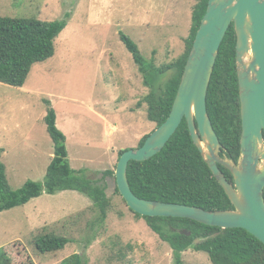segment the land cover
I'll return each instance as SVG.
<instances>
[{"label":"rangeland","instance_id":"374dc122","mask_svg":"<svg viewBox=\"0 0 264 264\" xmlns=\"http://www.w3.org/2000/svg\"><path fill=\"white\" fill-rule=\"evenodd\" d=\"M197 0H0V16L62 19L55 54L33 65L22 86L0 82V147L12 188L43 181L54 155L47 130L49 108L67 136L75 169L107 182L111 205L102 219L92 199L78 190H61L0 212V248L12 264H61L79 253L82 264H175L171 245L145 218L132 212L115 190L107 169H116L119 152L136 148L156 128L147 117L149 86L120 37L130 36L148 63L162 66L186 49ZM168 70L165 78L172 74ZM164 231L170 232L164 224ZM66 236L61 250L43 253L41 234ZM185 264H213L192 248Z\"/></svg>","mask_w":264,"mask_h":264},{"label":"trees","instance_id":"16d2710c","mask_svg":"<svg viewBox=\"0 0 264 264\" xmlns=\"http://www.w3.org/2000/svg\"><path fill=\"white\" fill-rule=\"evenodd\" d=\"M208 1L197 0L194 5L186 49L171 63L162 66L148 63L137 43L120 32L121 40L133 55L145 84L149 86L144 100L147 103V117L156 123V128L170 115ZM68 16L55 20L0 16V82L13 86L24 85L33 65L55 54V39L66 27ZM236 43V31L232 23L215 63L207 93V110L222 144L221 156L238 162L242 123ZM171 69L172 74L165 78ZM45 122L54 142V155L43 181L27 180L22 187L12 188L6 165L2 161L4 149L0 147V212L26 204L43 192L53 194L61 190H78L92 199L102 219L105 218L112 206L107 194V182L90 178L86 169L72 167L68 158L67 136L57 126L54 108H49ZM149 134L141 138L138 146L144 144ZM125 150H120L119 157ZM219 166L227 178L233 181L230 171L223 165ZM107 176L114 178L115 190L120 194L115 170H105L101 179ZM128 179L133 192L140 198L195 205L206 210L234 208L194 143L186 118L159 153L148 160L129 162ZM130 210L138 217L145 218L149 226L171 245L175 264H185L182 253L189 248L207 252L213 264H264V243L244 228H222L185 217L144 216ZM164 224L169 225L170 232L164 231ZM68 242L66 236L45 232L36 240V246L39 251L46 253L61 250ZM0 264H12L4 247L0 248ZM61 264H82L81 255L72 254Z\"/></svg>","mask_w":264,"mask_h":264},{"label":"water","instance_id":"95a60500","mask_svg":"<svg viewBox=\"0 0 264 264\" xmlns=\"http://www.w3.org/2000/svg\"><path fill=\"white\" fill-rule=\"evenodd\" d=\"M234 23L241 104V155L221 156L222 144L207 110V93L222 41ZM186 118L194 143L234 208L206 210L195 205L137 196L129 183L131 160L159 153ZM219 165L233 175L230 182ZM115 176L129 208L144 216L185 217L222 228H244L264 243V0H209L181 78L170 115L143 145L125 150ZM190 234V232H187Z\"/></svg>","mask_w":264,"mask_h":264},{"label":"flooded vegetation","instance_id":"af4514ba","mask_svg":"<svg viewBox=\"0 0 264 264\" xmlns=\"http://www.w3.org/2000/svg\"><path fill=\"white\" fill-rule=\"evenodd\" d=\"M226 168V167H225ZM227 169V168H226ZM229 171V170H228ZM224 172V171H223ZM226 175V174H225ZM232 175V174H231ZM232 177H233V175H232ZM234 178H232V180H233ZM230 181V180H229ZM234 181V180H233ZM233 181H230V182H233Z\"/></svg>","mask_w":264,"mask_h":264}]
</instances>
